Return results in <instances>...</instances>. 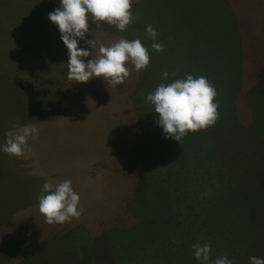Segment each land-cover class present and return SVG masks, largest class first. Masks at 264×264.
I'll return each instance as SVG.
<instances>
[{
	"label": "rangeland",
	"instance_id": "obj_1",
	"mask_svg": "<svg viewBox=\"0 0 264 264\" xmlns=\"http://www.w3.org/2000/svg\"><path fill=\"white\" fill-rule=\"evenodd\" d=\"M59 5L0 0V264H205L194 244L207 264L264 259V0H133L123 32L90 18L93 56L122 38L148 49L122 85L68 79ZM187 74L214 85L220 115L178 142L146 97ZM16 124L39 129L22 157L3 151ZM64 180L82 215L48 224L38 197Z\"/></svg>",
	"mask_w": 264,
	"mask_h": 264
},
{
	"label": "clouds",
	"instance_id": "obj_2",
	"mask_svg": "<svg viewBox=\"0 0 264 264\" xmlns=\"http://www.w3.org/2000/svg\"><path fill=\"white\" fill-rule=\"evenodd\" d=\"M133 0H60V5L48 14V19L58 26L61 40L68 49V79L87 83L93 78L102 77L113 85L124 84L130 76L126 63L134 65L136 71L144 70L150 63L148 49L139 39H120L110 46L100 45L99 52L93 56V40L86 39L89 19L105 22L115 26L119 31L127 30L135 22L132 12ZM148 35L155 40L157 31L148 25ZM90 45L91 50L79 47L80 41ZM152 48L158 52L164 50L163 43H153ZM87 59L85 62V58ZM165 78L168 73H164ZM216 89L206 77L194 78L187 74L185 79H177L170 84H160L146 97V103L154 105L158 125L166 138L182 141L189 132L207 130L219 119V104L215 102ZM18 129L14 136L9 133L3 151L15 157H22L28 145V138L38 140L39 129L35 125L16 124ZM45 195L38 197L39 211L48 224H63L72 218H79L80 196L74 191L71 180H64L55 186L43 185ZM197 260L207 264L210 258V244H194ZM212 264H232L227 257L217 258ZM250 264H264V259L250 257Z\"/></svg>",
	"mask_w": 264,
	"mask_h": 264
},
{
	"label": "trees",
	"instance_id": "obj_3",
	"mask_svg": "<svg viewBox=\"0 0 264 264\" xmlns=\"http://www.w3.org/2000/svg\"><path fill=\"white\" fill-rule=\"evenodd\" d=\"M255 198L259 199V201L264 199V194L261 195H255ZM263 207H261V205H259V210L261 211L262 214H264V203L262 204Z\"/></svg>",
	"mask_w": 264,
	"mask_h": 264
},
{
	"label": "crops",
	"instance_id": "obj_4",
	"mask_svg": "<svg viewBox=\"0 0 264 264\" xmlns=\"http://www.w3.org/2000/svg\"><path fill=\"white\" fill-rule=\"evenodd\" d=\"M66 65H67V63H66Z\"/></svg>",
	"mask_w": 264,
	"mask_h": 264
}]
</instances>
